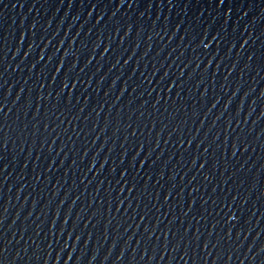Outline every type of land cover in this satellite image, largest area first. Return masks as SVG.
Listing matches in <instances>:
<instances>
[{"label": "water", "instance_id": "obj_1", "mask_svg": "<svg viewBox=\"0 0 264 264\" xmlns=\"http://www.w3.org/2000/svg\"><path fill=\"white\" fill-rule=\"evenodd\" d=\"M264 178V0H0V213Z\"/></svg>", "mask_w": 264, "mask_h": 264}]
</instances>
